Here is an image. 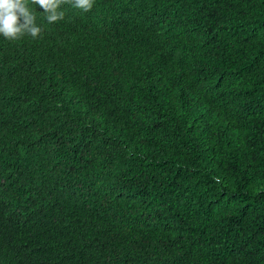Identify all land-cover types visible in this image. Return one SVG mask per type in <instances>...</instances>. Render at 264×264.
<instances>
[{
	"label": "trees",
	"instance_id": "trees-1",
	"mask_svg": "<svg viewBox=\"0 0 264 264\" xmlns=\"http://www.w3.org/2000/svg\"><path fill=\"white\" fill-rule=\"evenodd\" d=\"M28 3L38 42L0 38V264H60L65 222L95 245L108 231L89 264H264V0L96 3L106 29L126 30L114 67L109 42L67 51ZM182 43L198 48L209 110L141 87L183 60ZM45 57L60 64L33 76Z\"/></svg>",
	"mask_w": 264,
	"mask_h": 264
},
{
	"label": "clouds",
	"instance_id": "clouds-1",
	"mask_svg": "<svg viewBox=\"0 0 264 264\" xmlns=\"http://www.w3.org/2000/svg\"><path fill=\"white\" fill-rule=\"evenodd\" d=\"M103 1L106 0H64V2L33 0V3L43 12L41 19L45 20V28L51 35L58 37L66 35L67 44L64 49L74 52L77 44L86 42L92 52L101 48L103 41H107L109 44L104 47V52L109 55L110 65L114 67L120 64V53L129 54L126 44L123 45L125 43L123 33L126 30L106 29L100 23L101 19L98 13L93 11V6ZM120 8L127 17L132 16L130 13L135 10L131 1L122 2ZM94 15L98 17L97 22H94ZM78 26L86 30L85 38L76 35ZM42 31H44L43 27L36 23V17L28 0H0V38L7 41H21L22 47H31L38 42ZM182 44L185 47L183 60L169 62L164 72L159 73L153 83H150L149 79L154 75L145 77L141 87L150 90L159 103L170 108L199 112L209 110L208 103L213 97V90L204 84L200 76L201 62L198 48L194 45ZM55 64L60 62L52 57H45L32 75H46ZM160 84L163 88H158ZM58 96L60 99L59 93ZM66 106L63 111L68 114L67 116L77 115L75 103L70 98ZM108 235V231L104 230L103 242L95 245L85 231L65 222L57 235L58 248L55 257L62 264L63 261L72 260L78 255L80 263L74 264H89L99 249H107ZM96 264H121V262L108 259Z\"/></svg>",
	"mask_w": 264,
	"mask_h": 264
},
{
	"label": "bare ground",
	"instance_id": "bare-ground-1",
	"mask_svg": "<svg viewBox=\"0 0 264 264\" xmlns=\"http://www.w3.org/2000/svg\"><path fill=\"white\" fill-rule=\"evenodd\" d=\"M162 85V84H161ZM163 86V85H162Z\"/></svg>",
	"mask_w": 264,
	"mask_h": 264
}]
</instances>
